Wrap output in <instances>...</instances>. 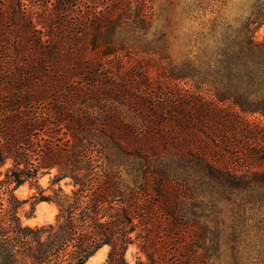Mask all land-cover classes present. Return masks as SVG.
I'll return each mask as SVG.
<instances>
[{
    "label": "trees",
    "instance_id": "1",
    "mask_svg": "<svg viewBox=\"0 0 264 264\" xmlns=\"http://www.w3.org/2000/svg\"><path fill=\"white\" fill-rule=\"evenodd\" d=\"M150 2L0 0V264H84L104 245L126 264L132 244L144 264H212L217 202L264 208V3L178 61ZM25 182L53 223L21 221Z\"/></svg>",
    "mask_w": 264,
    "mask_h": 264
},
{
    "label": "rangeland",
    "instance_id": "2",
    "mask_svg": "<svg viewBox=\"0 0 264 264\" xmlns=\"http://www.w3.org/2000/svg\"><path fill=\"white\" fill-rule=\"evenodd\" d=\"M259 3H264V0H151L154 12L152 30H162L171 21L172 53L176 60L182 61L198 54L203 43H219L226 29L240 26ZM254 36L257 40L264 39V24L255 29ZM137 53L143 55L139 51ZM144 57H151L155 62L158 60L152 54H144ZM155 69L153 64L150 70L154 73ZM250 118L257 119L254 116ZM9 166L10 162H7L0 167V171L4 172ZM54 172L52 170L38 179V185L45 194L51 193L48 186ZM67 181L62 180L60 184L69 192L71 185L66 184ZM36 191L37 188L30 187L28 182L13 190L18 199L17 215L24 224L53 223L58 211L56 204L33 199L31 196ZM248 208L250 210L238 217L231 203L223 200L217 202L213 217L216 216L222 230L220 248L212 258V264H264V246L261 241L264 234V208L261 211L252 210L251 206ZM108 251L109 246L104 245L84 264H104ZM125 261L126 264H144L146 257L136 244H132L125 252Z\"/></svg>",
    "mask_w": 264,
    "mask_h": 264
},
{
    "label": "bare ground",
    "instance_id": "3",
    "mask_svg": "<svg viewBox=\"0 0 264 264\" xmlns=\"http://www.w3.org/2000/svg\"><path fill=\"white\" fill-rule=\"evenodd\" d=\"M90 260H92V259H90Z\"/></svg>",
    "mask_w": 264,
    "mask_h": 264
}]
</instances>
